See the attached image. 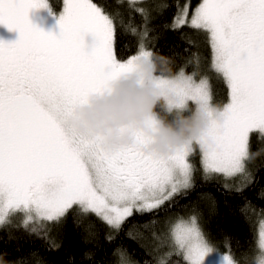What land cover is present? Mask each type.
<instances>
[{"label": "snow or ice", "instance_id": "6c2138e0", "mask_svg": "<svg viewBox=\"0 0 264 264\" xmlns=\"http://www.w3.org/2000/svg\"><path fill=\"white\" fill-rule=\"evenodd\" d=\"M142 2L126 0L145 30L137 53L121 59L117 28L133 36L137 28L129 29L119 10L109 12L93 0H64L57 36L29 20V11L47 8V0H0V24L20 34L14 43L0 42V226L20 215L23 227L39 234L47 231L46 222L58 224L71 212L81 220L95 215L119 232L136 213L153 216L147 229L195 186L197 171L204 180L239 178L237 192L253 182L250 137L264 141V0H202L191 13L189 3L179 9L176 23L206 35L211 69L227 89L222 119L195 142L168 154L147 153L150 137L137 132L134 145L109 152L103 138L91 140L66 126L77 104L153 56L143 44L149 20ZM195 77L181 68L175 76H159L156 86L179 106L191 101L210 109L208 79ZM197 153L199 168L192 162ZM152 237H163L161 246L169 249L157 264H170L173 256L178 264H205L212 253L222 254L223 264H238L213 244L195 215L178 217L166 233L153 231ZM120 264H127L123 255ZM249 264H264V230Z\"/></svg>", "mask_w": 264, "mask_h": 264}, {"label": "trees", "instance_id": "16d2710c", "mask_svg": "<svg viewBox=\"0 0 264 264\" xmlns=\"http://www.w3.org/2000/svg\"><path fill=\"white\" fill-rule=\"evenodd\" d=\"M52 14L62 7V0H49ZM105 6L109 12L122 13L123 21L130 29L137 28L135 36L117 28L118 54L121 59L134 55L140 44V33L144 20L142 16L125 4L118 6L115 0H93ZM201 0H143L148 16L147 36L143 43L154 57L169 61L170 72L158 73L165 77L175 76L183 68L185 73H196V79L207 77L213 94L214 105L227 100V89L222 78L211 69V51L206 35L177 24L179 9L189 3V13ZM125 32V34H121ZM194 104L189 102L180 112L190 115ZM158 116L172 122L176 111L169 113L162 100L156 106ZM250 151L253 155L248 163L253 182L242 187L239 178L225 181L223 177L204 180L199 171L195 174V186L186 195L178 197L171 211L161 212L158 223L145 228L144 224L153 219L151 214L143 216L134 213L123 224L119 232L112 231L95 215L81 220L69 213L62 222H46L47 231L33 233L23 227L22 220L0 227V256L10 264H120L123 255L127 264H157L159 258L169 251L161 246L152 232L166 233L168 223L178 217L195 215L210 240L221 252L229 253L233 259L242 262L248 259L257 246L258 224L264 221V141L256 135L250 137ZM199 168V154L192 157ZM225 183L229 187H224ZM167 221V222H166ZM112 239L109 240L108 236ZM56 246H53V243ZM179 257L173 256L170 264H178Z\"/></svg>", "mask_w": 264, "mask_h": 264}, {"label": "clouds", "instance_id": "9594fccd", "mask_svg": "<svg viewBox=\"0 0 264 264\" xmlns=\"http://www.w3.org/2000/svg\"><path fill=\"white\" fill-rule=\"evenodd\" d=\"M169 61L164 57H150L138 62L136 72L118 76L109 81L104 91L90 95L77 104L65 121L67 127L91 140L103 138V147L112 152L136 143V133L150 137L143 150L147 153L168 154L177 148L198 140L213 120L222 119L220 105L211 108L195 105L190 115L177 112L167 122L155 111L161 98L156 86L158 73L170 72ZM171 113L179 106L174 96L165 99ZM153 121V125H149ZM0 264H10L0 256Z\"/></svg>", "mask_w": 264, "mask_h": 264}, {"label": "rangeland", "instance_id": "374dc122", "mask_svg": "<svg viewBox=\"0 0 264 264\" xmlns=\"http://www.w3.org/2000/svg\"><path fill=\"white\" fill-rule=\"evenodd\" d=\"M201 2H202V0H201ZM47 3H48V7L47 8H34V9H31L29 11V20L31 21V23L33 25H35L37 28L43 30L44 32H46V33H52L54 35L59 36V34H60V27H59V24H58V20H59V17L63 13L64 0H62L61 10L57 14H54V15L51 13L52 12V8H51V4H50L49 0H47ZM0 35H5V36H8V37H11V38H14V39H19V35L20 34H19L18 31L10 30L5 25L0 24ZM92 43H93V37L89 34V35H87L85 37V44L88 46V49L89 50L91 49ZM146 49L149 50L148 48H146ZM209 90H210L211 96L213 98V94H212V91H211L210 83H209ZM160 100H162L163 105L166 108V104H167L166 100L164 98H161ZM189 102H191V101H188L186 103V105ZM186 105H185V107H186ZM194 107H195V105H194ZM179 110H181V109H174L173 111H176L177 112ZM15 218H19L20 220H22V217L20 215H16L14 217V219ZM262 230H264V221L263 222H260L258 224L257 244L259 242L260 233H261ZM222 253L225 254V255H228V256L232 257L229 253H226V252H222ZM205 264H223V256H222V254H220V253H212L210 256H208L206 258ZM238 264H249V261H248V259L245 260V261H242V262H239L238 261Z\"/></svg>", "mask_w": 264, "mask_h": 264}, {"label": "flooded vegetation", "instance_id": "af4514ba", "mask_svg": "<svg viewBox=\"0 0 264 264\" xmlns=\"http://www.w3.org/2000/svg\"><path fill=\"white\" fill-rule=\"evenodd\" d=\"M18 39H14L5 35H0V42H4V43H14L15 41H17Z\"/></svg>", "mask_w": 264, "mask_h": 264}]
</instances>
